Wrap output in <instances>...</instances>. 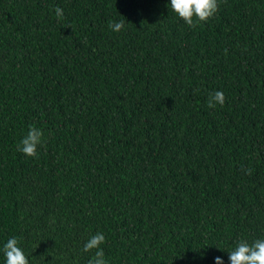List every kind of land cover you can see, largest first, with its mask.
<instances>
[{
  "label": "trees",
  "instance_id": "1",
  "mask_svg": "<svg viewBox=\"0 0 264 264\" xmlns=\"http://www.w3.org/2000/svg\"><path fill=\"white\" fill-rule=\"evenodd\" d=\"M0 264H264V0H0Z\"/></svg>",
  "mask_w": 264,
  "mask_h": 264
}]
</instances>
